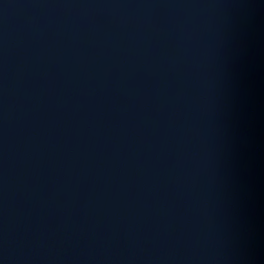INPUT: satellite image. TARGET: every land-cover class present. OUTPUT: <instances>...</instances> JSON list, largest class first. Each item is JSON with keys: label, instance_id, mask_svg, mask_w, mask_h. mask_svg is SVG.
<instances>
[{"label": "water", "instance_id": "1", "mask_svg": "<svg viewBox=\"0 0 264 264\" xmlns=\"http://www.w3.org/2000/svg\"><path fill=\"white\" fill-rule=\"evenodd\" d=\"M0 264H264V0H0Z\"/></svg>", "mask_w": 264, "mask_h": 264}]
</instances>
